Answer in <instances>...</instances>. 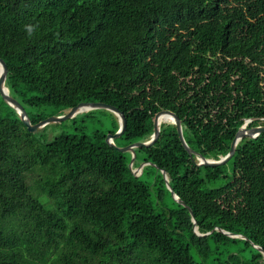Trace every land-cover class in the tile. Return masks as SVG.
Instances as JSON below:
<instances>
[{"label": "trees", "instance_id": "16d2710c", "mask_svg": "<svg viewBox=\"0 0 264 264\" xmlns=\"http://www.w3.org/2000/svg\"><path fill=\"white\" fill-rule=\"evenodd\" d=\"M0 59L26 111L115 106L126 146L170 111L197 153L161 122L130 168L102 132L31 133L0 94V264H264V133L198 165L264 127V0H0Z\"/></svg>", "mask_w": 264, "mask_h": 264}, {"label": "water", "instance_id": "95a60500", "mask_svg": "<svg viewBox=\"0 0 264 264\" xmlns=\"http://www.w3.org/2000/svg\"><path fill=\"white\" fill-rule=\"evenodd\" d=\"M0 66H1L0 94H1L2 98L5 100V102H7L8 105H10L13 109H15L18 112V115L20 116L23 124L28 128V130L31 133L38 132L40 129L44 128L45 126H47L49 124L58 123V122L66 120V119H69L72 116H74L76 113L83 111L84 109H107V110H110L119 116L120 129L115 135L109 136L106 141L109 145L117 148V150L120 152H124V153L125 152H131V153H133V158H132V161L130 164V168H131V166L135 162V149L142 148V147H150L158 141V139L160 137V133H161V130H160L161 121H160V119L163 115H168V116L172 117V122L175 123L177 126L178 134L180 136V140H181L184 148L189 152L190 155H192V156L197 155L196 152H194L192 149H190V147L188 146V144L185 141V138L183 135L181 120L174 113H172L170 111H161L155 115V117H154V134L152 136V139L149 142H147V143H134V144L127 145L126 147H122V148L117 147L114 143V140L121 137L125 133L126 128H127V120H126L125 114L122 111H120L118 108H116L115 106H112V105H108V104H104V103H82V104H79L78 106L72 108L70 110V114L66 117H53V118L51 117V118L45 119V120H43L37 124H32L24 106L18 100L11 97L8 88L5 86L8 69H7V65L3 59H0ZM251 121H252V119L246 120L244 125L240 128V130L238 131L236 137L234 138V140L232 142L230 152L227 156L222 158L220 161H211V160H207L206 158H204L202 156H198V158H199L198 165L199 166H208V167H219V166L226 165L232 159V157L235 155L238 143L243 138L251 137V138L255 139V138L259 137L262 133H264V127H262V126L255 127V128H249L248 125ZM145 165H154V164L144 163L141 167H143ZM141 167H140V169H141ZM162 173H163L164 178L166 180L168 189L172 192V196L175 199V201L182 204V205H185V203L172 190V188L169 184L167 174L164 171H162ZM194 222L196 223L195 220H194ZM195 232L198 234L196 228H195ZM225 233L231 237H234V235H232L228 232H225ZM200 236H202V235H200ZM258 249L264 254V250L262 248L258 247Z\"/></svg>", "mask_w": 264, "mask_h": 264}, {"label": "rangeland", "instance_id": "374dc122", "mask_svg": "<svg viewBox=\"0 0 264 264\" xmlns=\"http://www.w3.org/2000/svg\"><path fill=\"white\" fill-rule=\"evenodd\" d=\"M27 112L32 116H35L38 113H44L47 116L46 119L51 117H66L70 114V110L67 112L54 106H47L46 108L40 109L28 108ZM117 123H119L120 125L119 116L110 110L87 109L76 113L74 116L64 121L49 124L45 133L49 139H52L62 133H84L87 135H93L98 131L104 133L106 135V138H108L109 136L116 134H113V132L114 126ZM116 142L119 144V148L126 147L125 143L119 138L116 139ZM130 154L132 160L133 153L130 152ZM145 158L146 157L142 153L138 155V158L136 159L137 169H134L133 173L139 176L142 175L144 171L146 173V176H144L143 178L146 179L147 173L150 172L151 175L149 179H153L157 175L156 169L151 165H145L141 167L145 163ZM131 168H134V166L132 165Z\"/></svg>", "mask_w": 264, "mask_h": 264}, {"label": "bare ground", "instance_id": "6f19581e", "mask_svg": "<svg viewBox=\"0 0 264 264\" xmlns=\"http://www.w3.org/2000/svg\"><path fill=\"white\" fill-rule=\"evenodd\" d=\"M0 71H1V66H0ZM87 110V109H84ZM161 122H172V117L168 115H163L160 119Z\"/></svg>", "mask_w": 264, "mask_h": 264}]
</instances>
